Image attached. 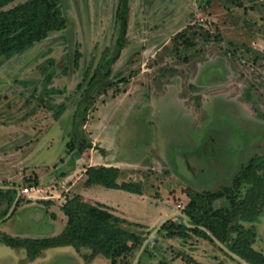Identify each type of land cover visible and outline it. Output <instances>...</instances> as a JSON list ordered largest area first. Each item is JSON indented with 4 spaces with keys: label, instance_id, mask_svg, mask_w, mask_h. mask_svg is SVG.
<instances>
[{
    "label": "rangeland",
    "instance_id": "1",
    "mask_svg": "<svg viewBox=\"0 0 264 264\" xmlns=\"http://www.w3.org/2000/svg\"><path fill=\"white\" fill-rule=\"evenodd\" d=\"M60 6L65 30L0 58V236L49 237L50 214L61 231L53 236L62 233L68 218L58 214L82 193L127 221V249L92 257L91 248L64 247L30 260L0 242V264H243L170 227L193 217L209 224L232 199L255 214L236 218L229 228L238 230L218 240L232 251L242 230L264 255V0ZM107 165L143 194L85 190L86 170ZM208 193L223 197L207 205ZM25 223L40 233L23 232Z\"/></svg>",
    "mask_w": 264,
    "mask_h": 264
},
{
    "label": "trees",
    "instance_id": "2",
    "mask_svg": "<svg viewBox=\"0 0 264 264\" xmlns=\"http://www.w3.org/2000/svg\"><path fill=\"white\" fill-rule=\"evenodd\" d=\"M14 1L0 0V58L11 59L36 43L46 40L50 34L66 29L67 20L61 9L60 0H30L13 9L5 10ZM123 5L127 7V0H123ZM122 13H126V10ZM86 176V187L99 184L109 189L143 194L141 184L134 182L120 184V169L116 167L91 166L87 169ZM222 197V193H208L201 196V199L207 202V205H211ZM196 206L199 207V203L193 201L191 207L194 209ZM62 211L67 216L68 222L65 230L59 235L44 239H21L2 234L0 242L13 249L26 250L30 260H36L44 250L55 248L72 247L76 250L91 248L92 257L98 255L112 257L127 249L126 241L129 236L121 228L123 223H127L126 220L111 214L106 209L84 202L80 195L68 199L62 206ZM224 211H216L209 216V224L193 217L188 223L195 226L194 228H189L185 224L170 227H175L176 235L179 237L187 235L186 231H190L213 241L209 234L200 229L204 227L224 243L228 230L233 232L238 230L234 227L229 228L232 221L239 216L250 214L251 217L255 214L250 202H238L234 199L231 200L230 211ZM243 233L244 231L241 230L231 250L249 264H264V255L253 249V241L249 237H244ZM173 236L171 232L169 237Z\"/></svg>",
    "mask_w": 264,
    "mask_h": 264
},
{
    "label": "crops",
    "instance_id": "3",
    "mask_svg": "<svg viewBox=\"0 0 264 264\" xmlns=\"http://www.w3.org/2000/svg\"><path fill=\"white\" fill-rule=\"evenodd\" d=\"M112 165H107V166H104V167H111ZM91 167V166H90ZM101 167V166H100ZM113 167V166H112ZM115 167V166H114ZM116 168H118V167H116ZM86 172H87V170H86ZM121 175H122V172H121V170H120V177H119V183H120V179H121ZM84 177V176H83ZM87 179V178H86ZM121 184V183H120ZM92 186H94V185H91V186H89V187H85L86 189L85 190H87L88 188H90V187H92ZM78 195H80L81 197H82V200L85 202V201H87L86 200V198H85V195L83 196V194L82 193H80V194H78ZM87 203V202H86ZM53 206V205H52ZM51 206V208L52 209H54L55 207H52ZM55 206V205H54ZM52 209H50L49 211H50V213H52L53 211H52ZM55 209H57V208H55ZM57 218L56 217V215L54 216L53 214H50V222L48 223H46V224H44L46 227L47 226H49L48 228H46V229H49L50 231H49V234L50 235H48L49 237H53V234H54V232H56V231H60L59 229V227H58V225H56L57 223H58V221H56V222H54V220H51V218ZM64 218V213L62 214V216H61V214H58V218ZM67 217V216H66ZM65 217V218H66ZM45 221V220H44ZM32 222V221H31ZM36 223V222H35ZM26 224V223H25ZM56 226H57V228H56ZM36 227H38L37 226V224H36ZM26 228H28L27 229V231H23V232H25V233H31L32 235L34 234V233H36V234H38V233H40V231L39 230H31L30 228L31 227H29L28 226V224H26ZM12 231H15V229H13ZM16 232V231H15ZM61 232V231H60ZM60 232H58L55 236H57V235H59L60 234ZM35 236V235H34ZM49 237H46V238H49ZM24 238H32V237H24ZM33 239H44V238H33ZM55 249H57V248H55ZM51 250V249H50Z\"/></svg>",
    "mask_w": 264,
    "mask_h": 264
},
{
    "label": "water",
    "instance_id": "4",
    "mask_svg": "<svg viewBox=\"0 0 264 264\" xmlns=\"http://www.w3.org/2000/svg\"><path fill=\"white\" fill-rule=\"evenodd\" d=\"M16 190H18V194H19V196H20V194H21V193H20V189H19V188H18V189L16 188ZM15 205H16V203H15ZM165 222H166V220L158 226L157 230L161 229V228L163 227V225L165 224ZM184 222H185V224H186L189 228H194V227H195V226L189 224L188 221H187L186 219H185ZM200 229L204 230L207 234H209V235L211 236V238L213 239V241H214L216 244H218L221 248H223L225 251H227L229 254H231L232 256H234L235 258H237L238 260H240L243 264H249L247 261H245L244 259H242V258L239 257L238 255H236L234 252L230 251V250L227 249L225 246H223V245L220 243V241H219L214 235H212V234H211L206 228H204V227H200ZM142 251H143V250H142ZM142 251L140 252L139 257L141 256Z\"/></svg>",
    "mask_w": 264,
    "mask_h": 264
},
{
    "label": "built area",
    "instance_id": "5",
    "mask_svg": "<svg viewBox=\"0 0 264 264\" xmlns=\"http://www.w3.org/2000/svg\"><path fill=\"white\" fill-rule=\"evenodd\" d=\"M34 189H35V188H33L32 190H34ZM25 193H29V190H28V189L25 190V191H24V194H25Z\"/></svg>",
    "mask_w": 264,
    "mask_h": 264
}]
</instances>
